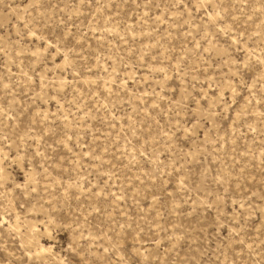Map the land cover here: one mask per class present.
<instances>
[{"label": "rangeland", "instance_id": "374dc122", "mask_svg": "<svg viewBox=\"0 0 264 264\" xmlns=\"http://www.w3.org/2000/svg\"><path fill=\"white\" fill-rule=\"evenodd\" d=\"M0 264H264V0H0Z\"/></svg>", "mask_w": 264, "mask_h": 264}]
</instances>
